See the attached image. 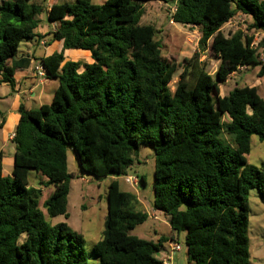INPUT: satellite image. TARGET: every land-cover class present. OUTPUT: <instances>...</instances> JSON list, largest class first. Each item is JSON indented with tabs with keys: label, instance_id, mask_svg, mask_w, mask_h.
<instances>
[{
	"label": "trees",
	"instance_id": "1",
	"mask_svg": "<svg viewBox=\"0 0 264 264\" xmlns=\"http://www.w3.org/2000/svg\"><path fill=\"white\" fill-rule=\"evenodd\" d=\"M148 1L154 0H75L46 12L61 50L41 65L57 88L49 104L19 107L10 176L0 154V264H87L82 236L65 223L48 225L39 209L41 188H52L46 214L68 216L67 148L80 172L114 177L106 186L102 237L92 248L96 264H159L155 255L168 239L129 234L148 215L117 180L128 176L141 145L153 151L152 208L168 217L172 232L185 233L188 264H250L247 195L254 189L264 197V162L252 166L245 156L252 136L264 141V99L255 86L220 96L219 85L248 66H257L264 82V61L253 35L225 36L221 28L241 14L251 20L249 31L264 32V0L174 1L171 21L196 28L198 52L210 51L219 64L212 76L198 54L185 59L172 92L178 65L162 57L155 27L140 24ZM42 13L32 0L0 4V84L29 65L14 57L22 40L39 36ZM66 50L87 51L91 62H64ZM30 170L46 179L40 187L29 185ZM139 182L145 184L142 176Z\"/></svg>",
	"mask_w": 264,
	"mask_h": 264
},
{
	"label": "rangeland",
	"instance_id": "2",
	"mask_svg": "<svg viewBox=\"0 0 264 264\" xmlns=\"http://www.w3.org/2000/svg\"><path fill=\"white\" fill-rule=\"evenodd\" d=\"M4 0H0V4ZM40 4L43 8V13L38 17L39 25L36 29V34L43 36H35L31 39L21 41L14 59L24 56V54H32L37 66L41 65L39 60L43 55L46 45V39L51 41L52 35L49 30V23L46 20V12L52 4L55 3H74L75 0H32ZM105 0H91L95 5H101ZM174 1L176 0H154L142 2L143 16L140 19L141 25H152L157 30L156 40L161 43V55L167 61L178 65L177 71L173 74L172 80L168 85V90L172 92L179 80L182 67L186 64L185 59L192 58L198 54V62L204 65L205 70L214 75L218 67L219 61L211 54L210 51L204 53L198 52L197 42L199 34L196 28L184 27L179 24H174L171 21V13L174 9ZM251 20L247 16H235L222 28L223 35L240 30L243 33L253 35L254 47L259 51L261 59L264 61V32L249 31L248 26ZM55 27V26H54ZM44 30L49 31L46 35L41 34ZM41 34V35H40ZM40 42H45L41 45ZM263 43L262 46L260 44ZM80 52L89 54L87 51L70 50V56H79L78 62L83 64L86 59L80 56ZM39 63V64H38ZM257 66H248L241 68L231 74L226 82L219 85V95L227 96L234 87L255 86L258 89V94L264 99V82L256 76ZM35 71V70H34ZM57 84L55 79H49ZM49 104V103H48ZM222 139L229 145H232V137L226 133L221 135ZM3 154L9 157L8 148L5 147ZM246 163L252 166H259L264 162V141H259L256 136L251 137V148L249 154L245 156ZM5 172L9 175V167H5ZM153 171L154 159L153 151L149 145H141L137 157L132 166L127 170L128 176L143 177L145 184L139 183L138 188L132 189L124 184L122 178L118 177L119 187L121 190L132 192L146 205L147 219L140 225H137L129 234L136 236L139 239L157 242L161 237H165L168 241L163 245L162 255L169 251V243H177L180 250L172 255V264H188L185 246V233L172 232L168 217L159 211L152 208L153 202ZM67 172L69 174V192L67 196V218L64 216L49 217L43 207V202L49 196L52 188H41L42 194L39 199V209L44 214L48 225L53 226L60 223H65L72 232L79 234L83 238V248L86 255L87 264H96L98 260L94 257L92 248L98 242L104 230V219L106 215V186L114 177H104L101 179L94 178L86 173L80 172L79 163L76 155L71 148H67ZM38 174L30 170L28 172L29 185L35 188L40 187V178ZM44 178V177H43ZM45 179V178H44ZM249 205V254L250 264H264V197L256 190L251 189L247 195ZM137 204V210L142 211ZM154 216L156 218H154ZM22 240V238H21Z\"/></svg>",
	"mask_w": 264,
	"mask_h": 264
},
{
	"label": "crops",
	"instance_id": "3",
	"mask_svg": "<svg viewBox=\"0 0 264 264\" xmlns=\"http://www.w3.org/2000/svg\"><path fill=\"white\" fill-rule=\"evenodd\" d=\"M240 15L241 14H237V16ZM54 26L56 27L54 23L50 24L49 30L53 31L55 29ZM48 32L49 31L44 30L41 34L46 35ZM43 40L46 41V45L43 46L45 50L39 60L40 64L42 58L61 50V42L48 41L45 38L42 39V41ZM70 54V50L64 51V62H78L77 59L79 56H70ZM79 54L86 59L85 63L91 62L90 54L84 52H80ZM19 59H27L29 65L27 67L24 66L16 69L10 83L6 82L0 84V154L2 155V173L4 176H10L13 169L14 146L12 144V138L19 119V107L22 106L29 110L38 108L43 104H48L57 88V84L54 83V81L48 79L42 80L36 76L34 68L37 66V63L32 54H24V56L18 57L14 60L18 61ZM5 147L8 148L9 157H6L3 154ZM6 166L11 169L9 175L4 170ZM37 176H39L41 180L40 182H45L46 179H44L43 176L40 174ZM138 203L139 208L147 213L146 205L140 200V198H138ZM162 250L159 252V255H162Z\"/></svg>",
	"mask_w": 264,
	"mask_h": 264
},
{
	"label": "built area",
	"instance_id": "4",
	"mask_svg": "<svg viewBox=\"0 0 264 264\" xmlns=\"http://www.w3.org/2000/svg\"><path fill=\"white\" fill-rule=\"evenodd\" d=\"M175 11V8L173 9L172 13ZM171 13V14H172ZM41 45H45V42H40ZM254 44V42H253ZM241 69V68H239ZM36 76H38L40 79H46L45 69L42 65H38L34 68ZM124 184L128 185L132 189H136L139 186V180L137 177H131V176H124L122 178ZM154 218H156L154 216ZM180 250V246L177 243H169V251L165 255H159L160 253H157L155 255L156 260L159 261V264H172L171 263V257L172 255L176 254Z\"/></svg>",
	"mask_w": 264,
	"mask_h": 264
},
{
	"label": "water",
	"instance_id": "5",
	"mask_svg": "<svg viewBox=\"0 0 264 264\" xmlns=\"http://www.w3.org/2000/svg\"><path fill=\"white\" fill-rule=\"evenodd\" d=\"M262 45H263V43L260 44V46H262ZM79 165H80V164H79Z\"/></svg>",
	"mask_w": 264,
	"mask_h": 264
}]
</instances>
